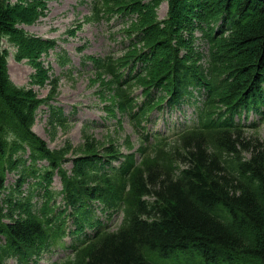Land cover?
Returning <instances> with one entry per match:
<instances>
[{"label":"trees","instance_id":"trees-1","mask_svg":"<svg viewBox=\"0 0 264 264\" xmlns=\"http://www.w3.org/2000/svg\"><path fill=\"white\" fill-rule=\"evenodd\" d=\"M235 5L241 10H256L257 19H244L234 28L235 21L244 16L232 9ZM39 7L43 12L46 3L39 0ZM39 7L28 10L0 0V38L14 40L21 55L34 57L45 49L39 40L26 39L17 27L36 19ZM224 12L228 18L221 31H229L226 38L216 36L210 25L218 22ZM159 23L152 24L165 39L168 29L179 35L183 29L203 28V24L209 28L214 46L221 53L212 49L213 65L224 61L231 78L242 76L222 89L224 96L242 91L249 84L258 86L264 80L260 77L264 72V0H170L169 17L163 21L164 26ZM165 44L168 55L161 62L162 68L151 70L152 76L160 73L162 78H169V65L184 46L179 43L177 49L169 42ZM236 49L243 54L242 59L235 58ZM230 58L236 65L234 69ZM161 59L159 53L154 61ZM174 71L182 74L186 69L178 67ZM35 79L44 84L49 78L39 72ZM11 84L0 56V196L6 187V171L15 169L22 160L19 152L28 146L34 159L41 153L49 154L45 142L31 131L38 106L44 103L51 111L57 110L48 99H38L32 89L17 90ZM50 84L56 86V82ZM91 143L87 140L83 147ZM179 147L132 174L125 225L117 235L102 236L79 263L76 257L72 264H152L145 258V248L156 249L162 255L182 251L193 258L192 262L201 264H264V143L219 129L187 134ZM89 176L93 180L94 175ZM6 208L0 198V231L22 238L37 229L35 223L19 218L15 221L13 210L7 216L14 225L5 223L2 218Z\"/></svg>","mask_w":264,"mask_h":264},{"label":"rangeland","instance_id":"rangeland-1","mask_svg":"<svg viewBox=\"0 0 264 264\" xmlns=\"http://www.w3.org/2000/svg\"><path fill=\"white\" fill-rule=\"evenodd\" d=\"M76 0H54L51 4L52 11L51 14L43 20V22L36 28V32L40 34H44L49 37H59L63 36L65 34L66 29L71 25V18L72 16L68 12V8L71 3L75 2ZM168 11V6L166 3H162L161 6L158 9V16L159 18H163ZM252 12V9L248 11L242 18L237 20L235 22L236 25H239L242 20H256L257 19V11L254 10L255 16L250 17L248 14ZM156 23V22H155ZM125 24V23H124ZM15 26V23L12 25V27ZM121 25L120 27H122ZM154 28L153 31H157L156 25H153ZM119 27V28H120ZM124 28H122L123 31ZM150 33V32H149ZM169 34L168 32L165 34ZM125 39L124 32H120L117 34L115 38L110 37L109 41L112 45H117L120 40ZM62 44H69L65 43V41L60 40ZM223 43V42H222ZM203 46H206L205 43H202ZM224 44V43H223ZM215 47V46H214ZM212 47L213 51L217 54L219 53L218 49L216 47ZM228 51H230V48L228 47ZM118 52V51H117ZM236 54V59H242L244 56L239 52V49H236L234 52ZM231 59V64L233 65V69L236 68L233 58ZM11 62V74L14 77V79L21 84L27 83L29 74L31 72V69L25 65L24 63H15L12 58H10ZM54 69L52 70V73L58 76L60 74V67L57 64H53ZM260 71V69H259ZM242 76H238V79ZM257 80V79H256ZM93 81L91 76H61L60 78V85L59 90L54 93V98H57L55 103H58L59 105H62L67 112H73V110L76 108V106H79V114L83 115V107L81 104L86 103L90 97L88 96V93L91 92L94 87L92 86ZM49 90H51V87H42L37 88V93L40 97H45ZM45 114V115H44ZM47 117L46 113L41 112L39 117L36 119L34 130L42 136L51 146L56 145L57 143L63 141V140H69L72 138V141L75 145H79L82 142V139L79 136V131L77 129L78 123H79V116L77 115L75 117L76 119V126H71V130L68 131V133H64L62 129H57L56 136L54 139L51 138L53 134V129L50 127V124L48 121L45 120ZM48 122V123H47ZM249 132H252L253 129H248ZM94 133L96 134L97 138L102 139L105 135V132L102 129H96L94 130ZM260 134L262 138H264V127L260 129ZM73 154H70L69 156L72 157ZM71 165H68L67 168H70ZM17 174L9 173L6 177V183L11 184L12 182H15V179L17 178ZM60 182L59 179L56 178L54 181V186H59ZM121 217L118 216L117 219L113 222L112 227L113 229L118 228V225L121 223L120 221ZM120 222V223H119ZM119 223V224H118ZM54 251L51 253L44 254V259L39 262L38 264H61L64 259L66 258V254L69 253L68 250L62 249L60 247L52 248ZM192 257L189 254H186L184 252H178L177 255H174L173 257L167 259L163 264H192ZM10 264H17L15 259L10 260Z\"/></svg>","mask_w":264,"mask_h":264},{"label":"bare ground","instance_id":"bare-ground-1","mask_svg":"<svg viewBox=\"0 0 264 264\" xmlns=\"http://www.w3.org/2000/svg\"><path fill=\"white\" fill-rule=\"evenodd\" d=\"M244 6H242V8H243ZM232 9H235V11L239 14V13H244V15L248 12V11H250V9H248V8H245L244 10H241V8H240V5H235L234 6V8H232ZM230 12H232V11H228L227 13H230ZM250 17H252V16H255L256 14L254 13V10H252V12L251 13H249L248 14Z\"/></svg>","mask_w":264,"mask_h":264}]
</instances>
